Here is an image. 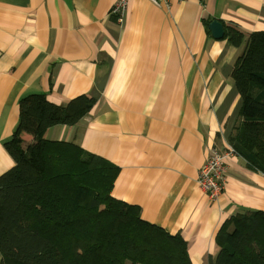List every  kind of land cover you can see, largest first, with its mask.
I'll return each mask as SVG.
<instances>
[{"label": "crops", "instance_id": "obj_1", "mask_svg": "<svg viewBox=\"0 0 264 264\" xmlns=\"http://www.w3.org/2000/svg\"><path fill=\"white\" fill-rule=\"evenodd\" d=\"M114 2L0 0V176L15 166L4 143L23 97L45 95L57 106L93 97L84 118L50 128L46 139L115 164L112 196L180 234L193 264H208L227 220L264 211V175L237 154L216 201L198 184L211 151L226 149L240 121L232 73L246 43L217 40L209 25H236L247 37L264 31V0H129L122 23Z\"/></svg>", "mask_w": 264, "mask_h": 264}, {"label": "trees", "instance_id": "obj_2", "mask_svg": "<svg viewBox=\"0 0 264 264\" xmlns=\"http://www.w3.org/2000/svg\"><path fill=\"white\" fill-rule=\"evenodd\" d=\"M224 27L232 46L246 42L232 73L241 104L229 144L264 175V31L247 37L236 25ZM95 102L88 95L64 106L41 94L20 100L19 122L4 143L15 166L0 176L1 263L193 264L180 234L112 196L115 164L75 143L46 139L52 127L75 126ZM216 245L208 264H264V211L232 216Z\"/></svg>", "mask_w": 264, "mask_h": 264}, {"label": "built area", "instance_id": "obj_3", "mask_svg": "<svg viewBox=\"0 0 264 264\" xmlns=\"http://www.w3.org/2000/svg\"><path fill=\"white\" fill-rule=\"evenodd\" d=\"M129 0H115L111 9L113 15L119 23H122L124 14L128 7ZM153 5L160 7L168 5L171 0H148ZM231 145H227L226 149L222 150L214 148L211 151L207 161L199 170L198 184L199 187L207 193L212 201H216L223 193L225 188V180L227 173V159L235 155Z\"/></svg>", "mask_w": 264, "mask_h": 264}, {"label": "water", "instance_id": "obj_4", "mask_svg": "<svg viewBox=\"0 0 264 264\" xmlns=\"http://www.w3.org/2000/svg\"><path fill=\"white\" fill-rule=\"evenodd\" d=\"M209 30L213 38L220 40L224 38L225 29L223 24L218 20H213L209 25Z\"/></svg>", "mask_w": 264, "mask_h": 264}, {"label": "rangeland", "instance_id": "obj_5", "mask_svg": "<svg viewBox=\"0 0 264 264\" xmlns=\"http://www.w3.org/2000/svg\"><path fill=\"white\" fill-rule=\"evenodd\" d=\"M242 30V29H241ZM243 31V30H242ZM244 32V31H243ZM230 145V144H229ZM220 149V148H219ZM222 150H224V149H222Z\"/></svg>", "mask_w": 264, "mask_h": 264}]
</instances>
